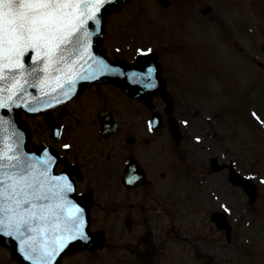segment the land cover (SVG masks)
Segmentation results:
<instances>
[{"label":"rangeland","instance_id":"374dc122","mask_svg":"<svg viewBox=\"0 0 264 264\" xmlns=\"http://www.w3.org/2000/svg\"><path fill=\"white\" fill-rule=\"evenodd\" d=\"M186 1L187 5L193 3L191 0ZM196 1L198 3L191 8L193 13L183 7L171 16L163 14L165 10L156 7L152 0H129L127 5L119 13L111 15L109 20V31L115 29L112 27L116 22L123 26L118 32L113 31L115 34L109 41L112 39L114 47L119 46L121 49L126 48L127 45L129 56L134 52L135 46L149 47L155 51L167 72L172 66L176 69L181 68L185 74L183 77H186L187 69L184 64L178 61L173 64L171 59H176V56L180 55L181 58L186 59L185 66L195 67L197 59L193 55L198 54L203 61L212 63L218 71L215 76H208L198 75L194 69L189 70L185 84L188 88L192 86L196 88L201 103L205 104L204 100L207 101L212 110L201 109L194 113L192 101L185 102L186 116L183 117L189 121V124L183 127V138L181 136V139H177V142L172 144L175 151L171 153V145H168L167 153L163 157L156 154L160 151L159 147L164 140L162 133L153 136L152 143L145 144L151 148L153 159L160 157L157 162L164 166L167 175V195L165 194L164 203L155 204L153 212L145 210V217L149 219V215L154 214V217L150 218V221L153 220L151 227L155 228L156 235H159L161 240L159 244L162 248L163 264H180L181 261L185 264H195L194 250L197 249L211 251L215 256V264H264V49L255 51L256 49L249 48L245 54L246 58L230 52L222 41V33H218L220 30L218 26L223 21L215 18L220 17L218 16L220 13L223 15L227 13L225 19L232 28V23L236 26L239 24L240 15L248 19L245 18L249 25L259 22L262 30L258 33H262L255 37L257 43L264 44V0L260 2L244 0L240 3L214 0V4L213 0ZM210 2L214 7L212 17L209 13L205 14V11L200 13V10L206 7L205 4ZM181 3L182 0H172L170 8L175 5L177 7ZM137 25H140L139 28ZM213 25L217 30L212 27ZM181 33L190 36L192 42L186 36L182 38ZM246 37L251 43L250 38L247 35ZM227 41L238 50L234 37L231 36L225 44ZM169 44L172 45L171 48ZM188 48H191L189 53ZM122 53L125 51L123 50ZM257 60L262 63V67L257 66ZM218 76L228 85L217 94L219 97L214 98L217 81L213 79L207 81L203 77ZM218 85L221 86V81H218ZM257 89L262 90V95L256 92ZM98 90L105 94V101H100L96 107H101V104L113 107L109 103L112 100L108 97L111 96V91L103 87L96 89ZM114 99L124 107L128 104L118 93ZM70 109L71 117L70 121L68 120L69 126L65 128L64 139L78 136L84 125V119L76 105H72ZM215 118H217L216 124ZM92 122L94 120L90 119V124ZM82 140L81 146H91L89 136L86 135ZM109 145L110 143L107 146ZM207 147L209 148L206 149ZM181 151L184 152V159L175 160L178 159ZM70 156H73V151ZM207 156L212 158L215 156L217 162L228 157L233 159L237 169L241 170L240 173L253 178L252 181L257 187L256 197L249 200L245 193L229 188L224 182L226 173L212 172ZM161 158L164 160L161 161ZM197 178H200L199 182ZM93 183L94 179L91 180V184ZM151 194L152 191L149 197H146L147 200L153 199ZM216 209L228 211L233 235L229 244L225 242L223 234L220 236V232L208 218V215ZM113 212L98 207L93 210V226L106 229L109 242L106 248L108 250L105 249L102 253V262L103 264H138L136 257L129 253L128 243L134 241L132 236L133 234L136 236L137 233L133 230L139 231L141 221L135 219L133 230L127 231L122 226L121 220L113 222L116 217H121L122 213ZM134 215L138 213L134 212ZM114 240L118 243H113ZM188 252H191L189 256H187ZM2 259L4 262L9 261L3 255ZM162 260L159 264H162ZM65 263L92 264L81 253L69 257L63 264Z\"/></svg>","mask_w":264,"mask_h":264},{"label":"snow or ice","instance_id":"6c2138e0","mask_svg":"<svg viewBox=\"0 0 264 264\" xmlns=\"http://www.w3.org/2000/svg\"><path fill=\"white\" fill-rule=\"evenodd\" d=\"M111 2L0 0V109H10L15 100H22L18 93L28 94L27 77L37 81L41 95H47V88L59 89L65 96L79 80L90 79L80 74L77 64L83 61L82 53L87 49L89 22L98 29L101 9ZM32 50L39 63L26 71L25 56ZM96 59L105 71H116L103 58ZM133 75L143 77L141 82L146 87H154L151 68ZM52 99L55 101L54 96ZM41 103L50 107L47 101ZM24 107L39 111L26 103ZM4 123L5 118L0 115V131ZM3 139L0 137V235L16 238L28 260L49 264L66 247V241L77 236L88 238L84 209L67 196L74 191L72 181L65 175L51 176L48 172L47 165L55 157L49 156L44 170L39 171L28 159L29 154L20 151L19 140L13 145L4 144Z\"/></svg>","mask_w":264,"mask_h":264},{"label":"water","instance_id":"95a60500","mask_svg":"<svg viewBox=\"0 0 264 264\" xmlns=\"http://www.w3.org/2000/svg\"><path fill=\"white\" fill-rule=\"evenodd\" d=\"M124 2H125V0H112L111 3L104 6L101 9V13H102L101 17H100L101 23H100L98 29H97V26L94 24V22H91V21L89 22V24H88V28L90 31L89 43L87 45L86 51H84L82 53V54H87L86 60H89V61L87 64H86V62H84V63L78 62L77 69L79 70L81 75H88L91 78L87 79V80H79L75 84V87L73 88V90L71 91L72 93L75 91L76 87L83 86L86 83L87 84H93L94 81H107V82H112L114 84L119 85L123 90L127 91V93L129 95H131L133 97H137V98H139L145 102L149 101V97H150L151 93L152 94H161V95L165 96L164 92H163V83H162V80H161L159 72H158V67H157L153 58L150 57V61H152L153 65L156 67V72H155V79L156 80L151 81L153 83L154 87L148 88L144 85L143 82L139 83L136 79H132V82L134 84H127V83L123 82L122 80L119 79V77H118L119 73L117 71V70L127 71V72L131 73L130 75H132L134 77L135 75H133V73H136L140 69V67H136V64L139 65L140 63H142L143 59L145 57L140 56L137 59V62L135 64H125V63L119 62L118 60L108 61L106 58H103L101 53L96 51V45H97V42L101 38L104 20H105V16H106L107 12H109L112 9L120 8ZM92 39H93V45H92L93 49L91 47ZM34 53L37 56V53L34 50H32L28 54H26L25 61L29 62L30 61L29 59L31 57H33ZM97 57L103 58V60L107 63V65L110 66L111 69H115L116 71H105L103 68L100 67L99 62L96 59ZM37 59H39V57H37ZM83 60H84V57H83ZM87 71H88V74H87ZM152 77H154V75H152ZM57 90L59 92H61L59 89H57ZM17 103H18V101L15 100V102L13 103V105L10 109H0V115H2L5 118L3 130L0 131V137L4 138L3 142L5 140H8L4 144L13 142V145H15L17 142V140L12 135V133H10L11 128L13 127V123H15V122L18 123L17 117L14 113V110L16 108ZM8 115H11V116H8ZM8 136L11 137L10 140L7 139ZM22 140L24 143V138H22ZM19 145H20V151L22 153H27L25 151V146L21 147L20 142H19ZM232 176H234V175H232ZM242 185L244 187H246L249 195H253L254 189L249 185V182L246 181V182L242 183ZM88 209L89 208H86L85 212H87ZM88 237H89V239H92V236L88 235ZM85 242H87V243H81V245L84 247H89V248H94V249L96 247L97 250L101 248V244H102L101 240L99 238H97L94 246L90 244V242H91L90 240L85 241ZM144 242L146 245L149 246L150 243L148 240L147 241L145 240ZM0 243L8 246L11 249L12 256L14 258L19 257V255L21 256L22 252L19 251V246H20L19 241L16 238L0 235ZM76 243L77 242H74L73 244H76ZM152 253H153V250H152V247L150 245V247H148L144 252L140 253L139 256L146 264H151Z\"/></svg>","mask_w":264,"mask_h":264},{"label":"flooded vegetation","instance_id":"af4514ba","mask_svg":"<svg viewBox=\"0 0 264 264\" xmlns=\"http://www.w3.org/2000/svg\"><path fill=\"white\" fill-rule=\"evenodd\" d=\"M74 101V100H73ZM73 101H71L70 103H72ZM69 103V104H70ZM54 116V119L56 120V121H58L60 124H61V127H62V125H63V128H64V124H63V118L65 117V116H63L62 118H59L58 116H57V114H54L53 115ZM62 120V121H61ZM126 132H127V130H120V132L118 133V134H116L119 138H120V140H123L124 138H125V135H126ZM51 144L53 145V146H55L58 150H59V152L61 153V154H63L64 153V151H63V149H62V145H60V143L59 142H54V141H52L51 142ZM120 150H121V153H119L118 154V158H117V165H119V161H120V158H121V154H124L125 153V151H124V149L123 148H120ZM131 154V152H129L127 155H130ZM76 163V165L79 167V165L77 164V162H75ZM84 173H83V170H82V176H87V163H85L84 165ZM62 168V165H59L58 166V170H60ZM114 168V167H113ZM55 171H57V169L55 170ZM72 174V173H71ZM100 176V173L99 172H97V173H94V172H92L91 174H90V176ZM82 176H81V178H77V177H75L74 176V178H75V180H76V182H77V185H80V184H82ZM80 190V189H79ZM98 203V202H97Z\"/></svg>","mask_w":264,"mask_h":264}]
</instances>
